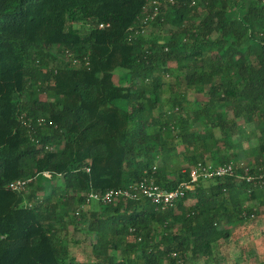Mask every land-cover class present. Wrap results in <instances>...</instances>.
Returning a JSON list of instances; mask_svg holds the SVG:
<instances>
[{
    "label": "trees",
    "instance_id": "trees-1",
    "mask_svg": "<svg viewBox=\"0 0 264 264\" xmlns=\"http://www.w3.org/2000/svg\"><path fill=\"white\" fill-rule=\"evenodd\" d=\"M199 163L235 172L166 209L83 208L145 177L176 188ZM262 208L264 0H0V264H238L216 244Z\"/></svg>",
    "mask_w": 264,
    "mask_h": 264
},
{
    "label": "built area",
    "instance_id": "built-area-1",
    "mask_svg": "<svg viewBox=\"0 0 264 264\" xmlns=\"http://www.w3.org/2000/svg\"><path fill=\"white\" fill-rule=\"evenodd\" d=\"M159 14V7L155 6L153 15H148L145 19L146 22L153 19ZM234 164H219L213 163H199L194 166L189 173V180L182 181L173 189H167L154 181V179L143 178L137 183L131 184L129 187L113 188L109 190L90 191L86 194V204L83 208L91 205L95 201H102L104 203H112L119 201L120 199L126 200H138L142 196L150 200L157 208L166 209L174 206L179 200L185 198L189 191L195 189L201 179L210 180L214 178H223L227 175H234ZM50 176L49 172L44 173ZM263 177L262 174L259 175ZM254 177L252 175L247 176V180L250 181ZM256 178V176H255ZM25 182L15 181L9 184L10 189L23 190ZM79 214V211L77 212Z\"/></svg>",
    "mask_w": 264,
    "mask_h": 264
},
{
    "label": "rangeland",
    "instance_id": "rangeland-1",
    "mask_svg": "<svg viewBox=\"0 0 264 264\" xmlns=\"http://www.w3.org/2000/svg\"><path fill=\"white\" fill-rule=\"evenodd\" d=\"M173 27L167 24H156L150 22L147 24L144 34L151 36L157 34H167ZM190 98H195V92L191 91L189 93ZM201 100L206 98V94L202 95ZM250 128V127H249ZM248 137H253L251 134ZM236 141H241L242 139L237 135L235 136ZM242 143L246 147H250L252 142L247 138L242 140ZM254 144V143H253ZM191 203V200H186ZM93 205V204H92ZM88 205L86 208H89ZM264 208H262L263 210ZM73 205H70V211L72 212ZM70 254L75 256L77 259L84 260L87 258V250L85 249L86 244L91 241L86 235L85 230H75L70 227ZM263 231V233H262ZM220 255L224 258V262L231 260L232 258L238 259V264H261L264 262V216L263 219L252 218L248 223H245L240 228L234 230L231 238L227 241H222L220 244H216Z\"/></svg>",
    "mask_w": 264,
    "mask_h": 264
}]
</instances>
